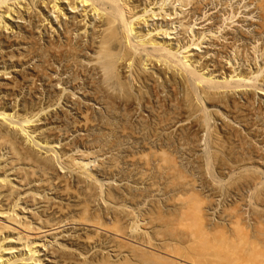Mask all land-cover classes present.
<instances>
[{
  "label": "bare ground",
  "instance_id": "1",
  "mask_svg": "<svg viewBox=\"0 0 264 264\" xmlns=\"http://www.w3.org/2000/svg\"><path fill=\"white\" fill-rule=\"evenodd\" d=\"M210 1L211 0H0V54H10L15 50H27L29 43L32 41L30 43L32 45L34 42V40H31V37L35 32L40 41H44V43H41L48 54L49 60L47 61L48 58L45 60V68L49 70L48 67L57 64L56 66L73 71L76 75V77H72L73 79L70 81L72 82L70 86H67V84H69V79L67 81L65 80V83L61 79L62 74L66 72H60V77L58 76V80H56L55 83L61 84L63 87L55 93L54 96H56V99L53 100L54 102H45L44 104L41 102V104H37L36 106L33 99H23L20 104L16 101L17 96L20 94V84L24 81V84H27L26 87L28 90L32 91L36 82H41V76H44V72L46 74V70L43 67L42 70L37 69L36 71L33 68L34 65H29L34 60V56H32L34 52H31L32 54L28 52V54L21 53L17 55V60L19 61L21 59L23 61H19L20 63L14 65L12 64L10 67L9 65L7 66L5 62L15 59L14 53H11L10 57L4 54V60L1 59L3 56L0 57V60H2L0 62V78L1 80L7 81L4 84H0V93H3L2 96H4V98L12 97L17 91L19 93H16V97L14 96V99H12V105L14 104L12 107L11 105L8 106L7 103L2 104L0 102V264H120L122 260L120 262L116 260H118L117 258L120 257L119 255L123 250L125 251L127 249V253L132 254L131 256L134 254L137 257V254H139L135 251L136 249L133 245L131 246L130 244L124 243L122 240L115 239V237L111 238L110 242L104 240L101 241V243L99 241L98 250L80 253L79 245H86L92 238L86 236V238L82 239L73 229H62L65 225L63 216L66 210L69 212L76 210L79 213V217L73 219L72 224L87 223L89 219L87 214H90L88 212L90 204L88 206V200L86 199H90L91 202H102L106 201L108 198L110 200V198L113 197V193L110 189L104 190L102 188L103 186L95 179L96 177L93 178L94 175L88 172L86 170L87 168L85 169V167L88 166L89 156L88 158L87 156L81 157V155H79L80 157L76 158L75 154L74 156H71L73 154L67 155L65 152H59L61 148L57 147L59 150L56 149L55 144H57V142L55 143V139L58 138V136L53 131L56 129V126L53 125L55 123L51 120L53 119V115L48 116L47 114H49L50 108L58 107L60 101L62 104L59 106L62 110L60 112H64L63 108H65V110L67 109V114V111H73L74 117L78 118L77 122H79L78 124L81 128L79 130H83L91 122V118L88 117L87 113L89 106L99 105L103 109H112L111 107H114L113 104L110 103L112 101L117 103L116 108L125 109L128 112V118L134 119L137 126L140 125V127L144 129L151 127V130L154 128V133H152L151 136L154 138V140H152L153 142H156V140L162 141L161 139H163V137H165L164 140L166 141L169 137L168 134L172 136V132H174L176 128H182L185 123L192 122L191 126V123H188L189 127H186V132H188L187 136L182 132L184 127L182 131L180 128L177 129L179 130L178 133L176 132L177 135L174 134L175 132L173 134L178 137V135H181L179 134L181 131V133H183L182 135H185L184 138L194 139L198 142L202 139L201 134L206 133L207 139L213 147H211L212 149L210 148L211 152L208 153V161L217 159L221 161V157L226 158L229 155V157H231L233 146L231 147V152L228 149L229 147L227 149L224 147L222 149L220 148L225 142L228 143L230 139L234 140V138H237L238 133L234 132L231 134V132L227 131L229 133H227V135L223 134V136L218 129H211L214 122L212 121L213 125L211 126L210 123L213 117H217V119L218 116L220 117L221 111L218 109L223 110L221 114L227 118V120L230 119L229 121L235 122L236 124L239 119L254 118V114L249 112L252 109L254 111L256 108H254V98L257 95H259V97L264 96V49L261 48L259 50V48H256V42H259V40L262 39L261 36H264V0H248L247 6H254L253 10L257 12L258 19H260L259 22L257 21L258 24H256L255 31L253 30L254 33L252 34V38L254 37V41L252 39L253 42L251 43L253 51L251 53L252 57H249L250 55L248 56L249 53L245 54L246 50L244 48L247 46L243 47L245 51L242 49L245 54V56L242 57L240 55V46L237 44L242 40L246 41L245 43H247V41L249 43V40H251L249 38H251V36L247 37L244 35L245 33L233 34L231 31L230 33L228 31L223 33L232 23L234 24V12H229L230 15H226L227 17H224V14L222 16L224 17L222 22L214 21V17L207 16L208 18L204 19L202 23L209 20H212V23L201 31L193 30V28H195L193 26L197 25L195 21L205 18L206 13L204 10H206ZM186 7H188L189 11L184 15ZM178 16L180 17L177 18ZM156 17L165 20L164 24L155 23L151 25L152 22L150 20L153 21ZM241 22L243 21H240V23ZM202 23H198V25ZM177 28L182 31L183 38L186 37L183 41L187 38L189 40L184 42L179 40L180 43L174 40L176 41V44H174L172 38L165 37L162 39L164 36H171L173 34L172 31ZM5 34L7 35L6 37ZM54 34H56V38H54ZM257 36L260 39L256 38ZM205 37L211 40L207 43L205 42ZM39 39L36 38L35 43H37ZM206 41H208V39ZM202 44H207L213 50H208L207 47L203 53L201 52L202 54L197 53L196 51L203 47L200 46ZM240 44L241 46L244 45L243 43ZM248 50L249 49H247V51ZM259 58L262 63L260 62L261 64L259 66H257L258 64L254 65L253 63L257 62ZM223 59L225 60L224 63ZM235 61H242L245 63V69L237 71L233 64ZM40 67L38 66V68ZM16 68H20L19 71L28 70V72H31L27 73L29 76L27 74L23 75L18 80V72H15ZM43 70L45 71L43 72ZM9 75L12 76L10 78H4ZM48 80L51 82L52 78ZM42 85L45 86V84ZM68 88H71V91H67ZM43 91H45V94L47 92L50 94L47 85L43 88ZM91 93L92 97L89 96ZM164 93L166 95L168 94V97L166 95L162 97ZM76 94L80 97L77 96L76 99L72 101V98H74ZM33 96L36 97L37 95ZM235 96L238 97L237 100H234L235 98L233 99ZM178 97L180 101L177 100L179 99ZM12 101L8 103L11 104ZM90 102H92V104H90ZM170 105H174L172 106V110L174 109L173 107H176V111L174 110L172 112L173 115L170 113L166 115V106ZM260 105L261 104L258 106ZM19 106H21V108L18 110L23 111V113L17 112ZM83 108L85 111H83ZM256 109L259 113L264 111L262 110L264 108H260V110L259 107H257ZM106 112L111 111L109 110ZM245 112H248V114L251 113V117ZM54 114L56 113L54 112ZM62 115L64 116V114ZM170 115L171 117H167ZM247 116L249 118H247ZM110 119L111 118L108 117L105 118L104 122L99 121V123H96L106 125L111 131L113 130V124ZM42 122H45L44 124L46 126H50L49 129L47 128L49 130L47 132L50 134H47L44 129L41 130L42 126L40 125ZM258 123L256 124L259 126ZM215 127H217V124L214 128ZM228 127L230 126H227V128ZM223 128L225 129V125ZM233 130L237 131L236 129ZM235 133H237V135ZM128 134L125 130H122V134L119 135V138H131ZM183 136L179 138L182 139L181 137ZM169 141H171V139H169ZM169 141H167V143ZM155 142L152 144H155ZM227 146L226 144L225 147ZM241 147H243L242 144ZM158 149L160 151L157 150L159 152L155 153L159 154V156H170L165 154L166 152L162 150L163 148L160 147ZM248 154L246 157H248ZM260 155L262 156V154H258L259 160L262 159ZM152 156L153 155H151V157ZM128 157L135 159L134 155ZM61 158L63 159L61 160ZM166 158L167 157H165V159ZM252 159L254 160V158ZM168 160L169 158H167V162H169ZM175 160L176 159H174V161ZM224 160L225 159L222 161ZM151 163H153V161H151ZM165 163L166 162H164L163 165ZM173 163L171 165L173 168H169L174 169L175 173L177 171L175 168L176 163ZM220 163L223 165L222 162ZM57 166L60 167L59 169L61 170H69L77 166V174L80 172L83 175V181H81L84 183L81 184V188L84 190L85 194L82 198H80V196L72 198L67 193L69 192V188H67L68 180L57 176ZM143 166L146 172L147 170H153L151 164L149 165L147 162ZM169 168H163V170L160 171L161 173L158 172L159 175L161 174L167 177L169 175ZM157 170L158 169L154 167V171ZM172 176L174 177L173 174ZM178 177L180 178V176ZM176 185L178 186V183H176ZM181 189H183V187ZM189 191V193L186 192L188 196L186 195L187 197L184 199L187 203H184L189 205L191 203L195 206L188 209V212L185 211V208H182L183 210L176 219L177 227L179 226L184 232L187 234L189 233V239L185 238L187 243H189L186 247V251L184 250L186 256L184 255L185 252L182 249L183 247L181 248V252L184 254L181 255L180 247L174 246L166 249L164 254L166 258L160 255V257H158L157 254L153 257L155 253L151 254L149 252L148 256L142 253V255L144 254V260L145 257L148 260H150V257L154 258L155 261H153V259L147 262L150 264L151 262L152 264L155 262H157V264H232V250L234 251L235 249L233 241H228L229 239L227 240L225 237V239L219 241L215 240L213 237L214 240L212 241L210 238V240L208 239L209 235L207 236L206 230L202 227V216L204 214L201 213L202 210L199 209V205L194 202L192 190ZM183 195L184 194H182V196ZM69 199L72 200V204H69ZM84 215L87 219H82ZM92 219L94 218L92 217ZM93 222L94 221L91 223L93 224ZM95 222H97V220ZM97 223L99 224V219ZM8 224L17 225L26 234H21V231L20 233L17 232L16 237L13 235L11 236L10 232L14 233L19 229L14 230L16 228H12ZM102 225L100 224V226ZM79 229L83 230L81 228L77 230ZM96 230L95 232L97 233ZM180 231L181 230H179V232ZM237 232H234L235 235ZM240 232H242V230H240ZM239 234L235 237H238ZM184 235L185 233L183 236ZM181 239L184 240L183 238ZM247 241H249V239H247ZM238 244L241 245L240 243ZM245 244L246 243L243 244V248L247 247V244L246 246ZM238 247L236 246V249ZM92 248L94 249L95 247ZM99 248H101V250ZM243 250H246V252L248 251V249L245 248ZM187 252L189 255L194 253V256H198L190 257ZM87 254H89V258L86 260ZM224 254L227 256L230 254L231 258L229 259V257L224 256ZM248 254L249 253H247V255ZM142 255L140 258L139 256L137 257L139 259L129 256L135 258L137 261L141 259L144 261ZM149 255L152 256L149 257ZM238 256L239 255H237V257ZM125 260L129 261L127 256ZM125 260L123 263L125 262L124 264H127ZM238 261L239 260H235V262ZM244 261L246 263L248 262L246 260ZM145 262L140 264H147ZM235 262L233 263L237 264ZM241 262L240 264H242ZM130 263L128 262V264ZM131 264H134V262Z\"/></svg>",
  "mask_w": 264,
  "mask_h": 264
},
{
  "label": "rangeland",
  "instance_id": "2",
  "mask_svg": "<svg viewBox=\"0 0 264 264\" xmlns=\"http://www.w3.org/2000/svg\"><path fill=\"white\" fill-rule=\"evenodd\" d=\"M211 1H210L209 5L206 7V10H204V12L206 13L205 18H201L200 20H196L195 23H197V25L193 26V27H195V28H193V30L194 31H197V30L201 31L203 28L205 29L208 25H210L212 23V20H209V21L202 23V21L204 19L208 18L207 16L214 17V21H217V22L221 21L222 22L224 17H227L228 15H230V13L234 12L233 13V14H235V17L233 19L234 24L232 23L229 28H226V29L224 28L225 30L223 31V33L227 32V31L230 33V31H231V33H233V34L245 33L244 35H246L247 37L251 36V38H249V39H251V40H249V43H248V41H247V43H245L246 41L242 40L243 42L240 41L237 44H238V46H240V48H239L240 49V55L242 57L245 56L246 53H249L248 56L250 55L249 57H252L251 53L253 51H252L251 43L254 41V37L252 38V34L255 31L254 29L256 28L255 27L256 24H258L257 21L259 22V20H260V19H258L257 12L255 10H253L254 6H252V5L247 6L248 0H211ZM219 1L221 2V4ZM188 11H189L188 7H186V11H185L184 15H186L188 13ZM223 15H224V17H222ZM179 17L180 16H178L177 18H179ZM181 17H182V15H181ZM186 20H187V18H186ZM150 21L152 22L151 25L152 24L154 25L155 23L156 24H159V23L164 24L165 20H162L160 17H158V18L156 17V18H154L153 21L152 20H150ZM240 21H243L244 23L243 22L240 23ZM198 23H202V24L198 25ZM180 31L181 30L179 28H177L176 30L172 31L173 34L171 36H164V37L162 36L163 37L162 39H164L165 37L166 38H172V42L174 44H176V41L177 42L179 40L183 41V39L186 37L183 38V36H182L183 33H182V31L181 32ZM221 32H222V29H221ZM206 35H207V33H206ZM6 36L7 35L5 34V37ZM33 36L31 37L32 38L31 40H34V42L32 45L30 44L32 41L29 43L27 50L26 49H24L23 51L22 50H15V51L11 52V53H14L15 59H11V61L9 60V61H6L5 63L7 66L9 65V67H10L12 64L14 65V64H17V63H20L21 61H23L20 59L19 60L20 62H19L16 58L17 55H19L21 53L28 54V52H30V53L34 52L33 54L31 53L32 56H34V60L29 65L30 66L34 65L33 68L36 71H37V69L42 70V68L44 67V69L46 70V74L44 72L45 70H43V72H44L43 74H44V76L45 75L46 76H45V78L43 75L41 76L42 77L41 82H36V85L34 86L32 91H29L28 88L26 87L27 84H24L25 83L24 81H23V83H21L20 82L21 79H20V81H19L21 83L20 89H19L20 94L18 93V91L16 92L19 94L16 98V101H17V103L21 104L22 103L21 101L23 99L24 100H30V99L32 100L33 99V101L35 102V105L37 106V104H41V102H42V104H44L45 102H49V103L54 102L53 100L56 99L55 98L56 96H54L55 93L61 87H63V85H61V84L59 85V84L55 83V81L58 80V76L60 77L61 73L66 72L65 74H62L61 79L63 80L64 83H65V80L67 81L69 79L68 80L69 84H67V86H70V83H72V82H70L71 79H73L74 76L76 77V75L73 71H69L68 69H67L68 70L67 71L64 68L56 66L57 64H54L53 66L48 67L49 70H47L45 68V66H46L45 60L48 58V56H47L48 54L46 53L47 51L45 50V48L42 44V43H44V41H40V39L38 38V36L35 32L33 33ZM238 37H239V35H238ZM36 38L39 39V40H37V43H35ZM54 38H56V34H54ZM256 38H259V37L257 36ZM261 38L262 39L259 38L260 39L259 42L258 41L256 42V46H257L256 48H259V50L261 48L264 49V36H261ZM207 39H208V41H206ZM252 39H253V41H252ZM174 40H176V41H174ZM186 40H189V39L187 38ZM186 40H184V41H186ZM209 40H211V39L206 38L205 42L208 43ZM180 41H179V43H180ZM240 43H243L244 45L241 46ZM248 44L251 46H249ZM33 45H35V46H33ZM200 46H203V47L196 51L199 54L201 52L203 53V51H205L207 47H208V50L212 49L207 44H202ZM244 46H247L244 48L246 51H247V49H249L247 52L243 49ZM35 48H37V49H35ZM242 49L245 51V54H244V51ZM241 50H242V52H241ZM35 53H37V54H35ZM4 54H6L7 57H10V54H8V53H4ZM4 54H2V53L0 54V57L3 56L1 58L3 60H4V56H5ZM31 54H30V56H31ZM22 55H24V54H22ZM35 55H37V56H35ZM41 57H44V58H41ZM48 60H49V58L47 59V61ZM1 61L2 60H0V62ZM224 62H225V60L223 61V63ZM241 62L242 61H235L233 63L234 67L236 68L237 71L244 70L246 67L245 63H243V62L241 63ZM257 62H259V63H257ZM257 62H254V63L252 62V63L254 65L258 64L257 66H259L262 63L260 58L257 60ZM253 64H252V66H253ZM37 65L39 67L40 66L41 67L38 68ZM227 66H229V65H227ZM56 67H58L59 69ZM254 67H253V69H254ZM19 69L20 68L15 69V72H18V74H19V75L17 74L18 80L23 75H26L27 73L31 72V71L28 72V70L27 71H19ZM55 71L58 75L55 73ZM72 74H73V76H72ZM27 75L29 76V74H27ZM49 75L52 77H50ZM56 75H57V77H56ZM11 76L12 75H9V76L4 77V78H10ZM28 76H26V77H28ZM15 77H16V75H15ZM48 77L52 78L53 82L52 81L49 82ZM5 80H8V79H5ZM5 82H7V81L1 80V78H0V84H2V83L4 84ZM42 84H45V86H43ZM55 84H56V86H55ZM46 85H47V89L49 90L50 94H48V92L45 94V91H43V88L46 87ZM73 86H74V82H73ZM70 89L71 88H68L67 91H71ZM67 91H66V93H67ZM16 93L12 97H9V98H7V97L4 98V96H2L3 93H0V98H1L0 102L2 104L7 103V105L8 106L11 105V107L14 106V104L12 105V103H13L12 99H14V96L16 97ZM33 95H37V96L35 97ZM49 95H51V96H49ZM165 95H166L165 93L162 94V97H165ZM77 96L80 97L78 94H76L75 97L72 98V101H74V99H76ZM89 96L92 97V93L89 94ZM31 97H34V98H31ZM236 97L237 96L233 97V99L235 98L234 100H237L238 97L237 98ZM88 98H90V97H88ZM6 99H8V100H6ZM49 99H52V100H49ZM254 99H253L254 100L253 102L255 105L254 108L255 107L256 108L259 107V109L264 108V96L259 97V95H257V96H255ZM177 100L180 101V98ZM10 101H12L11 104L8 103ZM110 103H112L114 106V107L110 106L112 109H110V108L109 109L108 108L103 109L99 105L89 106V108H88L89 110L87 113H88V117L91 118L90 119L91 122H90V124H88L89 126L87 125L85 127L86 129L84 128L85 130L84 129L79 130L81 128L79 127V124H78L79 122H77L78 118L74 117L73 111L71 112L68 109L69 111H67L68 112V114H67L66 113L67 109L65 110V108H63L64 112H60V111H62L61 108L59 107L62 105L61 101H60V104L58 106L60 109L57 106L56 107L58 109L56 107H54V108L52 107L53 109L50 108L51 112L49 111L48 112L49 114H47L48 116L53 115L52 116L53 119H51V120L55 123L53 125L56 126L55 127L56 129L53 130L56 133V135L58 136V138L55 139L56 140L55 143L57 142V144H55L56 149L59 150L58 148H61L59 150V152H65L67 155L73 154L71 156H74V154H75L76 158L80 157L79 155H81V157L82 156L83 157L89 156L90 158L88 157L89 159H88V163H87L88 166H86L85 169L87 168L86 170L88 172H90L92 175H94L93 178L96 177L95 179L103 186L102 188L104 190L110 189L113 193V197L110 198V200L108 198V199H106V201H102V202L99 201L100 203L99 202H91L90 199H88V198L86 199V200H88L87 201L88 206L90 204V206L88 208V212L90 214H87V216L89 218L88 219L89 223L83 222L84 224H74V223L72 224V220L79 217L78 211H76V210L71 211V212H69L67 210L65 211L64 216H63L65 225H64V228H62V229H65V230L73 229L77 234H79V236L82 239L86 238V236H89L92 238L91 240L88 241V243L86 245H79V252L80 253L86 252V251L91 252V250H93V251L98 250L99 241L101 242V241L106 240V241L110 242L111 238H114V237H115V239L122 240L124 243L130 244L131 246L133 245V247H135V249H136L135 251L139 253V254H137V257L140 254L142 255V253H144V254H146V256H148V253L150 252L151 254L155 253V254H153V257H154V255L156 256V254H157L158 257L162 256V257L166 258V255H164L166 249H169L170 247H174V246L180 247V249L183 247L182 248L183 251L184 250L186 251V247L189 243H187L185 238L189 237V235H188L189 233L187 234L179 226L177 227L176 219H177V216H179V213L184 208H185V211L188 212V209H191L195 206V205H192L191 203H190V205L185 204L187 202H185V200H184L188 196L187 193L190 192L189 190H192L191 192L194 194V198H193L195 200L194 202H196L199 205V209L202 210V211L200 210L201 213L204 214L203 215L204 217L202 216V218H203L202 219V227L204 228V230H206L207 236L209 235L208 239L210 238L211 241L214 239L219 241V240L227 238V240L229 239L228 241H233V243L235 245V249H234V251L232 250V253H233L232 259H231L232 264H234L233 262H235V260H239L240 262L243 260L241 262L242 264H255V263L264 264V166H262V165H264V160H262V159H264V153H262V152H264V129H262V128H264V126H262V125H264V120H262V119H264V111H261V113H259V111H257L256 108H255L256 111L255 110L253 111V109L251 111H249V112H252L254 114L253 115L254 118L251 117V115H252L251 113L248 114V112H245L251 118H249L247 116V118H249V119H246V118L244 119V117H243L244 120L239 119V121L236 124L235 122L229 121L230 119L227 120V118H225L221 114V113H223L222 112L223 110L218 109L219 111H221L220 112L221 118L219 116H218V119H217V117H213V120H211L210 126L213 125V122H214V125L211 126V129H218L219 132L221 131L220 133L222 135L223 134L227 135V133H229V132H231V134H233L234 132H237L238 135H237V133H235V134L238 137L234 138V140L230 139V141L228 143L225 142L224 143L225 145L223 144V146L220 148V149H222L224 147L225 149H227L229 147L228 149L230 151L231 147L233 146V148H232L233 152L230 151L232 153L231 157H229L230 156L229 155L226 158L221 157V161H220V159L219 160L217 159L218 161L217 160H211V161L209 160L208 161V159H207L208 153L211 152V149L213 147L207 139V136H206L207 134L206 133H202L203 135L201 134L202 139L200 141H198L200 143H198L194 139H186V138H184L185 135L184 136L182 135L183 133H185L187 136L188 132H186L187 131L186 127L189 125L188 123H191L190 124V126H191L192 122H187V124L185 123L184 124L185 126L183 125L184 128L182 127L183 131H182V128L179 127L183 133H181V131H180L179 134H181V135H178V137L175 135H177L176 132L177 133L179 132V130H177L179 128H176L174 130L175 133L172 132V136L170 134H168L169 137L166 139V141L164 140L165 137H163V139H161L162 141L156 140V142L154 141L155 144H152V143H154L152 141V140H154V138L151 136H152V133H154L153 132L154 128H152V130H151L150 129L151 127L150 128L148 127L149 129L148 128L144 129L143 127H140V125L137 126L134 122V119L132 120V118L131 119L128 118V112L125 109L122 110V109L116 108L117 103H115V102L111 101ZM90 104H92V102H90ZM259 104H261L262 106L261 105L258 106ZM170 106H166V109H167V112L165 111L167 113L166 115H169V113L173 115L172 112L174 110L176 111V109H175L176 107H173L174 109L172 110V106H174V105H170ZM20 108H21V106H19V108H17V110ZM169 108H170L171 112H170ZM105 110L106 111L110 110L111 112H106ZM262 110H264V109H262ZM83 111H85V109ZM17 112L23 113V111H21V110H18ZM54 112L57 115L54 114ZM256 112H257V114H256ZM62 114H64V116L65 115L66 116L64 117ZM108 117L111 118L110 120L113 124L112 129L114 131L113 130L110 131L109 128H107V126L104 124H101V123L97 124L96 123V122L99 123V121L104 122L105 118H108ZM167 117H171V115L167 116ZM214 119H216V120H214ZM254 121L256 123L259 122L258 123L259 126ZM247 122L248 123L250 122L249 123L250 125ZM44 123L42 122L40 125V126H42L41 130L44 129V131L47 132V131H49L48 129L50 128V126H46ZM94 123H95V125H94ZM216 124H217L218 128L217 127L214 128V126H216ZM224 125H225L226 130L223 128ZM227 126H230V127H228L229 129L227 128ZM232 127H233V129H236L237 131H234L232 129ZM231 129L233 132L231 131ZM122 130H125V132L127 134L129 133L128 135L131 136V138L120 139L119 135L122 134ZM222 131H223V133H222ZM227 131H229V132H227ZM240 133H242V134H240ZM47 134H50V133L47 132ZM255 134H257V135H255ZM149 136L151 139L149 138ZM161 136H163V135H161ZM180 136H183V137H181L182 139L179 138ZM169 139H171V141H169ZM184 139H185V142H184ZM167 141H169V142L167 143ZM231 143H232V145H231ZM250 143H252V144H250ZM226 144L228 145L227 147H225ZM241 144L243 147H241ZM236 146H239V147H236ZM251 146L253 147V149ZM136 147H138V148H136ZM160 147L163 148L162 150H165V152H166L165 154L170 155V156H165V157L169 158L168 161L170 163L167 162V158L165 159V157H163V156H162L163 157L162 158L161 156H159V154L155 153V152L160 151L158 149ZM249 149H250V151H249ZM255 149L259 152H257ZM67 150H70V151H67ZM157 150H159V151H157ZM234 150L236 153L234 152ZM248 152L251 156L248 154ZM253 152H254V154H253ZM256 153L262 154V156L260 155V157L262 158L261 160L258 159L259 156ZM247 154H248V157H246ZM130 155H132V156L134 155L135 159L129 158L128 156H130ZM149 155H150V157H149ZM151 155H153L154 157L153 156L151 157ZM234 155H235V157H234ZM151 158L154 160H152ZM230 158L233 160H231ZM252 158H254L255 161ZM62 159L63 158H61V160ZM174 159H176L175 161H177V162H175ZM223 159H225V160L222 161ZM242 159H244V160H242ZM245 160H247V161H245ZM134 161L136 164L134 163ZM145 161L147 162V164H149V165L151 164V166H152L151 168H153L152 171L147 170V172H146L145 169H143L144 168L143 165L146 164ZM151 161H153V163H151ZM164 162H166V163L163 165ZM220 162H222L223 165H221ZM223 162H225L226 164ZM172 163L173 164L176 163L175 168L177 170L176 171L177 173L176 172L174 173V171H175L174 169L169 168V167H171ZM210 164H212V165H210ZM227 165H229V166H227ZM93 166H94V168H93ZM216 166H218V167H216ZM252 166H253V168H252ZM256 166H258V167H256ZM154 167H155V169L157 168L158 170L154 171ZM166 167L169 168V170H171V171L168 170V173L170 176L168 175L167 177H165V175L162 176L161 174H160L161 175L160 176L159 175V173H161L160 171H162L163 168L167 169ZM59 168L60 167L57 166V169H58L57 170L58 171L57 176L59 178H64V179L68 180V187L67 188H69V192H67V193L72 198H74L76 196H80V198H82L85 194L84 190L81 188V186H82L81 184L84 183V182H82L83 181L82 180L83 175L80 172L77 174V171H78L77 166L73 167L72 168L73 170L69 169L70 171L66 170V169L61 170ZM171 168H173V167H171ZM222 168H224V169H222ZM159 169H161V170H159ZM183 169H185V170H183ZM234 169H235V171H234ZM254 169H256V170H254ZM74 171H76V172H74ZM171 173L174 175V177L172 176ZM178 176H180L181 179ZM254 177L257 181L254 179ZM177 181H179V182H177ZM190 181H192V182H190ZM251 182H253V183H251ZM176 183H178V186L176 185ZM150 185H152V186H150ZM187 185H190V186H187ZM179 186H180V188H179ZM182 187H183V189H181ZM190 187H191V189H190ZM182 194H184V195L182 196ZM181 196H182V198H181ZM71 199H69V201H70L69 204H72ZM181 200H184V201H181ZM178 201H180V202H178ZM171 203L174 205H172ZM176 203H178V204H176ZM179 203H180V205H179ZM114 208L115 209L117 208V209L115 210ZM177 212H178V214H177ZM92 217L94 219H92ZM83 218L87 219V217L85 215H84V217L82 216V219ZM98 219H99V224L97 223ZM89 220H92L94 222L97 220V222H95V223L93 222V224H92L91 223L92 221H89ZM100 224L101 225L103 224V225L100 226ZM8 225H10L12 228H16L14 230L19 229L18 231L14 232L15 234L13 232H10L11 236L13 235L14 237H16L17 232L20 233L21 231H22L21 234H23V235L26 234L17 225H11V224H8ZM78 228H81L83 230L79 229L80 230L79 231V230H77ZM177 228L179 230H181L183 233L181 231L179 232V230ZM95 230L99 234H97L95 232ZM177 230H178V232H177ZM210 230L213 232L215 231L214 234ZM240 230H242V232H240ZM237 231H239V232H237ZM209 232H210V234H209ZM234 232L235 233L237 232V234L240 233L239 235H241V236L238 235V237H235L237 234L235 235ZM180 233L182 236L180 235ZM184 233H185V235L183 236ZM210 235H212V236H210ZM222 236H223V238H222ZM244 237H245V239H244ZM181 238H183L184 240H182ZM247 239H249V241H247ZM242 241H243V243H242ZM237 242L240 243L241 245H239ZM244 243L247 244L248 248L244 247L245 249H248L247 252H246V250H243L244 249L243 248ZM249 243H251V244H249ZM246 244H245V246H246ZM236 246L237 247L239 246V247L236 249ZM240 246H242V247H240ZM249 246H251V247H249ZM92 247H95V248L93 249ZM99 249L101 250V248H99ZM182 249L180 250V252L182 251ZM126 250L122 251L124 253H122V252H121V254L119 253L120 257H118L117 258L118 260H116V261L120 262L122 260V263H123V261L126 259V256H127V259L129 260V261L125 260L127 264H128V262L129 263L134 262V264L135 263L140 264V263L145 262V260H146L145 263H147L148 261L150 262V260L152 261L154 259V258L150 257L152 255H149L150 258L149 257L148 258L150 260H148L145 256H144L145 257V260H144V258H143L144 254H143L142 258L144 261H142V259H141L138 261H142V262H138L137 260H135V258H137L136 255L133 254V256H131L132 254L127 253ZM137 250H139V251L141 250V251L139 252ZM143 251H146V252L148 251V252L146 253ZM158 251H159V253H158ZM238 251H240V252H238ZM247 253H249V254L247 255ZM183 254L184 253L181 252V255H183ZM226 254H224V256L229 257V259H230L231 255L229 254L227 256ZM129 255L131 257H135V258H131ZM184 255L186 256V252ZM188 255H189V253H188ZM237 255H239V256L237 257ZM240 255H241V257H240ZM140 256H139V258H140ZM189 256L195 257L198 255L194 256V253L193 254L191 253V255H189ZM256 256H258V257H256ZM252 257H253V259H252ZM88 258H89V254L86 255L85 259L87 260ZM139 258H137V259H139ZM155 258H157V257H155ZM233 258H234V260H233ZM244 260H246L248 262L246 263ZM153 261H155V259ZM238 262H235V263L238 264ZM240 262H239V264H240ZM122 263H120V264H122ZM147 264H150V263H147ZM151 264H152V262H151ZM153 264H157V262H155Z\"/></svg>",
  "mask_w": 264,
  "mask_h": 264
}]
</instances>
